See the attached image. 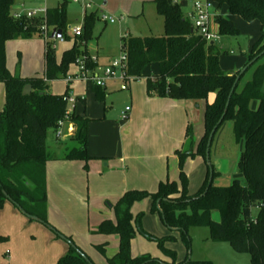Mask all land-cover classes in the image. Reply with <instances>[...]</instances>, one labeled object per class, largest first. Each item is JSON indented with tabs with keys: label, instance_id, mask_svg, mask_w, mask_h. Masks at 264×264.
Instances as JSON below:
<instances>
[{
	"label": "trees",
	"instance_id": "obj_1",
	"mask_svg": "<svg viewBox=\"0 0 264 264\" xmlns=\"http://www.w3.org/2000/svg\"><path fill=\"white\" fill-rule=\"evenodd\" d=\"M219 7L227 5L230 12L251 23L259 20L261 35L248 54L247 64L264 51V0H214ZM157 13L164 20V34L159 37H124L128 55V75L144 77L145 70L157 66L158 73L147 78L149 97L169 98L187 102L205 101L204 132L195 141L194 129L190 124L186 139H190L194 151L177 150L179 159L178 181L160 183L155 193L132 190L126 192L114 206L117 223L103 221L97 229L101 234H117L120 239L119 251L107 259L108 264H214L212 261L189 259L191 249V228L205 227L210 231V239L215 243H230L237 253L250 255L251 264H264V63L245 81L249 70L264 57L257 59L240 78L230 100L223 122H231L238 142H244L238 169L244 183L235 180L230 186L222 187L215 181L222 176L211 161L213 179L209 184L210 169L206 160L209 136L225 112L228 97L237 75L226 73L220 67L222 52L216 42H206L196 34L191 21L183 9L187 0H154ZM68 0H62L58 8L49 11L47 24L63 32L67 37ZM99 19L97 12L85 17L84 33L76 38L72 49L57 60L56 50L47 47L45 54V77L22 79L13 76L7 67L6 43L11 39H25L39 36L41 18H15L14 0H0V83L5 85L6 104L0 115V212L10 201L27 215L37 217L43 225L52 229L60 238L63 235L47 219V179L46 165L48 130L59 128V122L67 113L68 90L63 95L47 91L48 82L65 79L71 65L86 57L88 69L96 64L89 61L84 52L92 38L94 25ZM221 38L239 35L234 22L221 15L216 17ZM40 37V36H39ZM246 64V65H247ZM31 85L30 95L23 96L25 86ZM99 100L105 99V92L93 86ZM42 94V95H41ZM211 96L214 99L211 101ZM254 104H256L254 106ZM90 119L72 114L70 122L75 129L73 141L78 147L68 152L67 161H89L88 125ZM201 157L206 166V179L195 193L189 192V178L185 172L186 161ZM149 199L151 213L158 214L165 226L179 233V239L187 248V257L179 262L175 250L167 248L176 244L173 236L157 238L148 234L142 226L144 213L132 214L135 203ZM159 202V203H158ZM219 215V220L214 215ZM140 234L155 242L168 260H160L149 254L138 257L132 255V241ZM65 236V235H64ZM69 241L73 240L66 236ZM8 238L0 236V243ZM74 243V242H73ZM75 244V243H74ZM76 245V244H75ZM77 246V245H76ZM105 253V245L97 247ZM70 248L57 264H90L78 252ZM86 255V254H85ZM87 256V255H86ZM88 257V256H87ZM91 264L95 262L88 257Z\"/></svg>",
	"mask_w": 264,
	"mask_h": 264
},
{
	"label": "rangeland",
	"instance_id": "obj_2",
	"mask_svg": "<svg viewBox=\"0 0 264 264\" xmlns=\"http://www.w3.org/2000/svg\"><path fill=\"white\" fill-rule=\"evenodd\" d=\"M88 1L92 3V7L88 10V14L97 12L99 18L105 14L109 17H113L115 20L114 24H105L101 20H97L94 25L92 38L89 39L87 49L84 51L88 55L89 61L96 64L94 68L96 72H99L98 68L101 66L98 57L101 60H106L107 57H113L114 59L121 57L123 54L122 47L124 45V37L129 35L132 37L161 36L163 33L162 18L157 13L156 5L152 2L145 0ZM60 3L61 0H47L46 7L49 11H54L58 8ZM214 3L218 14L232 20L235 27L240 30L238 36L228 39V53H222L220 56L221 69L226 73H236L237 71L243 70L246 66L248 54L251 52L253 45L260 38L262 24L259 20L248 23L240 16L232 14L227 5L224 4L219 7L218 3ZM41 7H43V3L36 0H14V9H16L17 13L22 15ZM183 11L187 14L188 8H184ZM83 16L84 14L81 6L74 4L72 0H68L67 29L71 26L75 27L79 25ZM212 31L219 34V26L216 21L212 22ZM68 34H72V31L69 29ZM221 39L220 37L219 40L216 41L217 46L218 43L221 42ZM52 45L55 46L57 60L61 61L63 52L69 49L72 44L71 41L65 40L64 43H60L59 40H56ZM46 50L47 43L39 36L9 40L6 43V56L7 67L10 73L22 79L36 77L44 78ZM94 58L95 61H92ZM262 63H264V57L249 70L245 76V81L251 80L252 74ZM75 68L77 69L76 65H71L67 76L74 75L76 73L74 70ZM134 81L135 80H127L126 85ZM67 85L68 83L65 79L50 81L48 82L47 91L51 94L63 95L67 90ZM121 85L122 84L115 80H108L106 82L107 91H105L106 89L103 90L108 92L109 96L101 101L93 92L94 84L92 81L83 79L69 84L67 110L71 113L75 111L77 114L84 115L90 119L94 118L89 124V136L96 135V137H99L101 132H103L106 138L110 136L109 139H111L116 135L114 132L116 129L121 132L119 134H126L127 128L120 129V126L124 127L123 124L129 121L128 119L122 118V112L127 105H131V97L129 90L121 88ZM72 99L74 102L71 101ZM83 100L86 101V104L83 103ZM205 104V101L199 102L200 108L192 110V123L196 125L195 133L200 135L204 132L203 116ZM101 127L105 128L99 129ZM56 134V130H48L47 143L49 148H55L57 145ZM103 139L104 137L98 138L99 141ZM185 150L194 151L190 139H187ZM243 150L244 142H238L235 138L233 124L231 122L224 123L215 136L211 149V161L215 168L218 162L220 165L219 168L222 171V176L215 181L216 185L227 187L235 180H240L244 183V178L240 175L238 169ZM196 158L201 159V164L205 165L207 173V166L204 160L201 157ZM196 158L193 159L191 164L189 163L187 165L190 189L192 191H197L201 181L204 179V176L198 172L202 165H200V161L195 162ZM107 162L109 161L100 163V160L95 161L92 159L89 161H71L62 173L63 176L58 178L60 182L65 184V187L76 190L82 197H70L71 200H68V203L72 204L70 205L68 216H70L71 209L72 213L77 216H75V219H73L74 223H72L73 226L76 223L77 227L75 226V231L78 234L74 238L75 242H73L79 245L83 249V252L93 259L96 264H108L107 259L119 251L120 243L117 234H101L97 232L98 227L106 218H110L114 224L117 223L115 209L114 207L110 208V205L115 206L121 196L120 193H122L117 191L111 192L114 191L112 184L116 182V179H114V177L113 179L109 177L108 174L110 172L108 170L109 168L106 167ZM110 162H115L118 166L122 167L118 159H113ZM122 173L125 174L126 171L123 169ZM117 176L119 178V175ZM57 182V180L51 178L50 183L53 191L56 190L57 193L63 194ZM89 192H91V194H89ZM149 203L150 202L144 204V207H141L143 211H145L143 229H145L148 234L161 238L163 235H167L168 229L163 222L160 221L161 219L158 215L151 214V205ZM21 214L23 213L21 212ZM25 217L28 218L27 216ZM214 218L219 220V215L215 213ZM0 229H4V227L1 226ZM17 231L18 230L15 232ZM163 232H166V234H163ZM24 235L14 239L8 251L27 255V253L36 250L38 246L41 245L39 243L42 241L38 239L35 243L31 234L27 236ZM189 236L191 238V249L189 250V254L193 261H212L214 264H251L249 254L237 253L230 243L213 242L210 239V231L208 228H191ZM136 238L132 241V251L137 255H139V253H148L152 256L163 257L162 252L155 242L144 238L140 234H138ZM61 240L65 242L69 249L71 248V245L67 241ZM5 243L7 242H1L0 244L5 245ZM101 244H105V248H107L104 254L97 248ZM5 248L6 247L0 248L1 259L4 262L9 258L8 251ZM175 248L179 258L184 259L188 254L187 248L180 239ZM41 251L43 255V249ZM55 259L56 258H53V256L49 254L43 264H56L58 260ZM23 261L24 259H22L19 264Z\"/></svg>",
	"mask_w": 264,
	"mask_h": 264
},
{
	"label": "crops",
	"instance_id": "obj_3",
	"mask_svg": "<svg viewBox=\"0 0 264 264\" xmlns=\"http://www.w3.org/2000/svg\"><path fill=\"white\" fill-rule=\"evenodd\" d=\"M145 1L154 3V0H145ZM187 8H188V13L185 14L188 17L189 13L192 10V5L188 3L186 9ZM14 10L15 13H17L16 9ZM218 15L219 14L216 8V16ZM162 21H163V33H162L163 35L164 34L163 18ZM261 30H262V26H261ZM66 35L68 39L65 40L71 41L72 44L71 47L67 49L70 50L74 46L76 38H74L72 34H68V32ZM147 37H159V36H147ZM228 39L229 38H222L221 42L218 43L220 51L228 53V49H227L228 41H229ZM60 43H64V42H60ZM98 59L101 65L100 67H105L114 58L107 57L106 60L104 59L101 60L98 57ZM74 70L75 72H77L76 68ZM157 73H158V68L157 66L153 65L148 67L145 70L144 77L136 79L135 80L136 82L135 81L132 83L129 82L128 85H126V82L116 80V82L122 84L121 88L129 90V94L131 97V101H130L131 105L130 106L127 105L125 107V109L127 107H131V112L128 118L129 121L123 124L124 127L120 126V129L127 128L126 134H119L121 132H119V130L116 129L114 131L116 135L113 136V138L109 139L110 136L106 138L105 134L101 132L99 137H104V139L102 141H99L98 140L99 137H96V135L89 136V131H88V154L92 158V160L95 161L100 160V163L109 161L107 162V166H106L109 168L108 170L110 172L108 175L109 177H112V179L113 177L114 179H116V182L112 184V186L114 187L113 188L114 191L111 192H116V191L122 192L120 193L121 194L120 198L126 192L132 190L155 193L158 190L160 183L166 181H170V182L178 181L179 173H180L179 159L175 154V152L181 149L185 150V146L187 143V139H186L187 128L190 124L192 125V110H196L200 108L199 102H192V101L187 102V101L173 100L169 98L149 97L147 94V78L152 77ZM101 89L102 90L106 89L105 91H107V86ZM67 90L69 93V85H67ZM108 96H109L108 92H105V98H108ZM213 99L214 96H211L210 100L212 101ZM83 103L86 104V101L83 100ZM5 104H6V89H5V85L0 83V115L5 108ZM255 105L256 104H254V106ZM73 113L76 115H81V114H77L75 111ZM81 116L88 118L84 115ZM90 120L92 121L94 120V118ZM104 128L105 127H101L99 129H104ZM56 133H60L61 138H58L56 134L57 145L55 146V148H49L47 143V153L49 157V160L46 165L47 199H48L47 219L51 226H53L60 233L71 238L75 242L74 238L78 235L77 232L75 231L77 225L75 223V225L73 226L72 223H74L73 219H75L76 215L72 213V209H71L70 216H68L70 205H72L68 203V200H71L70 197H74V198H82V197L80 193H77L76 190L65 187V184L60 182L58 178L60 176H63L62 173L65 171V168H67L68 164L71 162L64 159L66 154L71 150L77 148L78 144L72 140L75 135V129L71 122L64 123L60 128L56 130ZM195 134L199 140L203 135V133L202 135L198 133ZM113 159H118L119 164H121L122 167L118 166L117 163L115 162H110ZM196 161H200V165H202L201 164L202 161L200 158H196L195 162ZM192 162L193 159L189 158L185 164V172L188 178H189V173H188L187 165L189 163L191 164ZM219 166L220 165L217 162L216 170L220 174H222V171L219 168ZM123 169L124 171H126L125 174L122 173ZM198 172L199 174H202L204 176V179L203 181H201L200 187L198 188L199 190L202 187L206 176L205 165H202V167L199 168ZM117 175H119V178ZM51 178H54L55 180L58 181L57 184L59 185L60 191L63 192V194L57 193L56 190L53 191V188L50 183ZM197 191H192L190 189V180H189L190 194H195ZM89 194H91V192H89ZM120 198L118 199V201L120 200ZM148 202H150L149 204L152 206L151 201L149 199L135 203L132 208V214L134 216H137L140 213H144L145 216V211H143L141 207H144V204H148ZM151 206H150V211H151ZM113 207L114 206L110 205V208ZM152 215L157 216L158 214H152ZM105 220H111V219L106 218L103 221ZM160 221L162 222V220ZM1 226H3L4 229H0V236L6 237L8 238V240L7 243H5V245L0 244V248L6 247L5 249H7V251L10 250L8 248L10 247V244L12 245L14 239L20 238L24 234L26 236L28 234H31L32 238L35 240V243L38 239L41 240L42 242L39 243L41 245L38 246L36 250L27 253V255L20 254L18 252L12 253L11 251H8L9 258L7 259L6 262H4L1 259V253H0V264H19V262H21L22 259H24V261L21 264H43L47 255L49 254H51L53 258H56L55 260L59 261V259H61L69 252V247L65 244V242H63L59 237H57V235L53 231H51L45 225L37 221L26 218L23 214H21L19 209L10 201H7L5 203L3 210L0 212V228ZM142 226H143V220H142ZM167 229H168L167 235H163V237L173 235L179 240V233L177 231H171L168 227ZM16 230L18 231L15 232ZM163 234H166V232H163ZM105 244H101V245H105ZM176 244H168L166 246L167 248L176 251L175 248ZM77 246L80 247L79 245ZM42 249L44 252L43 255L41 254ZM80 249L82 248L80 247ZM106 249L107 248H105V250ZM117 252L114 255H116ZM144 254L145 253L143 254L139 253V255H137L134 251H132V255L134 257H138ZM114 255H112L111 257H113ZM152 257L158 258L160 260H166V261L168 260L164 256L163 257L152 256ZM186 257L187 255L185 256V258ZM184 259L179 258L178 256L179 262L183 261Z\"/></svg>",
	"mask_w": 264,
	"mask_h": 264
},
{
	"label": "built area",
	"instance_id": "obj_4",
	"mask_svg": "<svg viewBox=\"0 0 264 264\" xmlns=\"http://www.w3.org/2000/svg\"><path fill=\"white\" fill-rule=\"evenodd\" d=\"M36 1L42 2L43 7L31 11L24 15L15 13V18L20 19L22 16H26L28 19L41 18L43 23L40 26L39 36L46 41L47 47L51 46L52 48H55V46L52 45V43H54L56 40H59L60 42H64L65 38L63 36V32H62V37L57 38L56 36L59 30L48 27L47 24L48 9L46 7L47 0H36ZM187 1L192 5V10L188 15V19L191 21L195 32L208 43L216 42L217 40H219L220 38L219 34H216L212 31V22L216 21V17H217L214 0H187ZM72 2L74 4L80 5L84 14L82 21L79 23V25L75 27L71 26L68 28L70 31H72L73 37L78 38L81 37L84 33L85 17L88 14V10L91 9L92 3L89 2L88 0H72ZM99 19L105 24L115 23L113 17H109L105 14H103ZM54 32H55V36L53 38ZM122 49H123V54L121 55L120 58L112 59L107 66L98 68L100 73L96 72L94 69H88L87 61L85 60L86 57H82L78 59L76 64L77 72L74 75L67 76L65 78L66 82L69 85L76 81L86 79L92 81L94 86L104 88L108 80L127 82V80L138 79V78L130 77L128 75L127 73L128 55H127L126 47L124 45ZM92 61H95V58ZM68 96L65 97V101L67 102V104L69 101ZM71 101L74 102L73 99ZM130 112H131V107H127L122 112V118L128 119ZM72 114L73 112L71 113L67 110L65 119L59 122V128L64 123L70 122V117ZM57 137L61 138V134L57 133Z\"/></svg>",
	"mask_w": 264,
	"mask_h": 264
},
{
	"label": "water",
	"instance_id": "obj_5",
	"mask_svg": "<svg viewBox=\"0 0 264 264\" xmlns=\"http://www.w3.org/2000/svg\"><path fill=\"white\" fill-rule=\"evenodd\" d=\"M54 36H55V32H54V34H53V38H54ZM56 37H57V38H61V37H62V31H61V30H59V31L57 32V36H56ZM263 55H264V51H263V52H262L257 58H255L252 62L248 63V64L243 68V70H241L240 73L237 75L236 80H235V83H234V85H233V88H232V90H231V92H230V95H229V97H228V101H227V104H226V107H225V112H224L223 116L221 117V119L219 120L218 124L214 127V129L212 130V132H211V134H210V136H209L208 144H207V150H206V160H207V164H208L209 169H210V179H209V184H211L212 179H213V168H212V166H211V162H210V149H211L212 141H213L214 135H215V133H216V130H217V128L219 127V125H220V124L223 122V120H224V117H225V115H226V113H227V110H228V108H229V105H230V100H231V98H232V95H233V93H234V91H235V88H236V86H237V84H238L240 78L244 75V73L248 70V68L251 67V66L253 65V63L256 62L257 59L260 58V57H262ZM31 92H32V86H31V85H27V86H25V88H24V90H23V96L30 95ZM41 95H42V94H41ZM203 117H204V116H203ZM192 126H193V129H194L195 141H199V139L197 138V136H196V134H195V126H196L195 123H192ZM158 203H159V202H158ZM18 209H19V210H20L25 216H27L29 219L34 220V221H37V222L43 224V222H41L37 217L27 215V214H26V213H25L20 207H18ZM46 227H47V226H46ZM47 228H49V227H47ZM49 229H50V228H49ZM50 230L52 231V229H50ZM60 238L63 239V240H65V241H67V242L71 245V247L74 248L75 250L77 249V246H76L72 241L67 240V239H66V236H64V235H60ZM78 253H79V254H80V255H81V256H82V257H83L88 263L91 264L89 258H88L85 254H83V253L80 252V251H79ZM189 259H191V257H189Z\"/></svg>",
	"mask_w": 264,
	"mask_h": 264
}]
</instances>
